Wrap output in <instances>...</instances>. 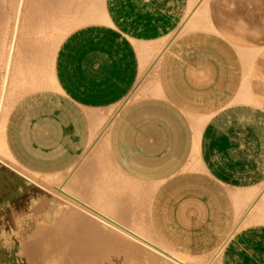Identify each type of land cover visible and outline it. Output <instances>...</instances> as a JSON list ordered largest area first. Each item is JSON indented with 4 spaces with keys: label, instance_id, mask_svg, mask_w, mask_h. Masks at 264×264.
Instances as JSON below:
<instances>
[{
    "label": "crops",
    "instance_id": "0c3cea01",
    "mask_svg": "<svg viewBox=\"0 0 264 264\" xmlns=\"http://www.w3.org/2000/svg\"><path fill=\"white\" fill-rule=\"evenodd\" d=\"M187 4L103 0V20L60 41L53 84L10 109L6 149L32 173H79L93 188L78 174L71 183L86 184V199L101 182L104 190L123 186L120 192L106 187L108 198L100 191L103 209L113 211L112 197L116 213L125 210L121 219L127 214L134 228L172 253L209 258L217 252L214 264H264V54L248 71L235 43L222 34L182 30ZM87 150L103 158L90 159ZM108 160L115 169L110 161L103 165ZM96 194L89 200H99ZM132 199L143 207L135 209Z\"/></svg>",
    "mask_w": 264,
    "mask_h": 264
},
{
    "label": "bare ground",
    "instance_id": "6f19581e",
    "mask_svg": "<svg viewBox=\"0 0 264 264\" xmlns=\"http://www.w3.org/2000/svg\"><path fill=\"white\" fill-rule=\"evenodd\" d=\"M188 2H189V5L187 4L188 9H184V10H188V12L185 11V14L186 13L187 14H186V17L184 15L185 20L181 24L182 30H206V31H213L218 34H222L223 36H225L226 38L230 39L231 41L235 43V45L237 46V49L243 55L245 66L247 70L249 71L251 68L252 62H254L255 57L257 55L264 54V0H187V3ZM226 4H228L231 7V10L234 11L233 14L236 15V18L238 21L237 28H230V26L227 25L226 22L224 21L225 19L223 18V14H221L217 10L218 7H222V5H226ZM103 11H104L103 10V0H0V70L3 71V78H2L3 81L0 80V82L2 81L1 87H0V152L2 151V153L0 154L3 157H4V153H6L5 151L3 152L4 147H6V145L4 146L5 144V141H4L5 121H6L7 115L10 109L12 108V106L17 102L18 98H21L24 95L33 93L35 91L46 89L51 84H53V71H52L53 59H54L55 51L60 41L62 40V38L68 32L72 31L73 29L79 26H82L88 23L99 22L103 20L104 18ZM10 30H11V33H10ZM9 33L11 35L10 36L11 38L8 37L10 41L7 42L5 39ZM174 33H176V30ZM115 112L116 111H114L113 114ZM196 123H197L196 126L198 127V121ZM103 126L104 125H102L101 127ZM107 126L108 125H106L105 127ZM99 130L97 131L99 132ZM97 134L98 133H96L95 135ZM92 135L96 137L94 134ZM98 138L99 139L97 140L100 141L101 137H98ZM105 141L102 143L101 142H97V143L102 145L103 143H105ZM105 145L106 144H104L103 146L105 147ZM99 147L101 148V146H98V148ZM107 150H108V147H107ZM198 150L195 153H197ZM102 151L103 152L105 151L104 148ZM82 153H84V151ZM87 153L89 154L90 157H93L91 153H89V151ZM99 153H101V150ZM106 153L110 154L109 151L108 152L105 151V153L103 154L104 157L106 155L108 156V154ZM6 155L7 153L5 154V156ZM103 155L101 158H103ZM2 156L0 158H3ZM100 156L97 158H100ZM6 157L9 158V154ZM95 157L90 158V159H94ZM188 158H192V156ZM78 161L80 160H77L76 164ZM95 161H98V160H95ZM109 161L110 160L105 162L103 165L105 166L110 163L112 165L114 163L111 161L110 163H108ZM99 162L100 164L102 163V161H99ZM188 163L190 164L189 159H188ZM4 164H7V163H4ZM86 164H89V163H86ZM93 165L94 167L92 166V168L95 169V167L97 166H95L94 163ZM9 167L11 168L13 166H9ZM83 167L84 166H82V168ZM113 167L114 169L116 168L114 164H113ZM71 169L69 168V170ZM79 169L81 173L82 170L81 168ZM117 169L116 171L119 170ZM76 170L77 169L75 167L74 172ZM88 171L90 172L88 173ZM93 171L91 170V168L87 169L88 174L92 172L91 174L95 175L96 173L95 172L93 173ZM100 171H103V170H100ZM6 172L7 171L4 168H2V172H0V201L11 198L13 195V189L16 186L21 185V189L23 191L22 194L24 195V199L32 198V195H34L35 193L36 196L39 195L37 198H35V201L38 200L37 202L44 203L47 205V210L43 213L41 221L39 222L37 221L38 219L37 220L34 219L35 221H37V223L35 224L33 222L35 224V227H34L32 234H30L28 238L25 239L24 243L22 242V245L21 243L19 245V246H23V250H24L23 262L16 263V260L11 261V258H10L8 260H10L11 262H8V263H11V264H214L215 263L214 255L217 252L213 254L212 256H210L209 258L208 256L207 258H203V257L202 258H196V257L195 258H192V257L184 258L175 253L168 251L167 249H164V247L162 248L156 245L154 242H156L157 239L156 241L152 242L150 240V237L146 238L139 231L140 229L137 230L136 228H134V225L131 224V222L127 220L128 218L124 219V217L127 216L126 213L123 212V214L124 215L126 214V215L122 219L119 217L121 215V214L119 215L121 208L119 210V213H116V211L118 212L117 209L119 205L115 202V200H113L112 197H111L112 201L110 199V202L108 205L111 207V209H113V211L111 212V210H109V212H107L106 210H104L108 206L105 207L106 204H104L105 208L103 209L101 200L103 199V197L105 198V196L108 195L107 191L108 189L111 188L110 187L111 185L107 186L106 185L107 183H105L106 187H108V189H106L105 187L106 191L104 190V188H102V182L99 183L101 180L98 182V180L102 177L101 176L102 173L99 174L100 178L96 174L99 179H97L94 176L95 177L94 180H96L99 183V185L101 184V187L100 186L97 187V184H96V186H94L96 188L94 189L98 191L93 193L92 194L93 196L89 194V198L91 196H92L91 198H94L95 194L98 192V194H96L97 195L96 197H99V200L95 199L91 201L89 200V198L86 199L85 197L86 194L88 195V192L86 191L87 192L86 193L84 191L86 190V186L91 187V184L89 183L91 182L90 180L87 182L88 184L86 183L87 181V178H85L86 173L83 174L84 175L83 177L86 180H83V179L81 180L80 179L81 175L79 173H75L74 175V173L70 171L68 175L66 176L68 178L63 184L59 183V185H56L57 184L56 183L55 185H53V183L57 182L58 179L61 180L63 177L54 176V174L53 175L50 174V177L48 176L46 178L47 175L45 176L42 175L43 178L45 177V179L41 180L40 178L41 181H36L35 179H38L39 177L37 176L38 174L37 175L35 174L37 178L34 179L35 176H33L32 178L34 179V181H32L33 179L31 178V181H29L30 183L26 182L22 184L14 180L10 176V174ZM17 172H19V170ZM103 172H104L103 174H105V172L107 171L104 170ZM114 173H115V170H114ZM76 175L80 181H85L87 185L85 184L86 185L85 186L82 183H81L82 185L81 184L78 185L80 182L78 184L71 183L73 182L75 178L73 180L70 178H73V176L75 177ZM24 176L26 175H23V177ZM105 176L103 177L105 178ZM66 177H64L63 179H65ZM121 177L126 178L125 174L124 176L121 175ZM121 177L117 176L118 179ZM106 179L108 178H105L104 181ZM121 179H124V178H121ZM127 179L124 181H127ZM129 179H128V183L130 182ZM133 181L134 179L131 180V183ZM118 182L120 181L118 180ZM75 183L77 182L75 181ZM109 184L111 183L109 182ZM116 184L117 186H119L117 182ZM120 187H123V186H119V188H115V189L114 187H112L111 190L113 189L114 191L113 190L112 191L115 192V190L118 189L117 191L120 192L119 191ZM134 187H135V184H134ZM89 190L91 189L89 188ZM102 190L105 191L103 197H102V193L100 192ZM249 190L250 189H248V191ZM36 191H39L40 194H36L37 193ZM77 191L79 192V194ZM80 191L82 192V194L80 193ZM130 191L126 192V194L127 193L129 194ZM134 191L136 190L134 189ZM123 192H122V195H123ZM89 193L91 192L89 191ZM110 193L113 195L116 194V193H112L111 191L109 192V194ZM134 193L136 194V192ZM49 194L58 195L59 200L64 201L65 203L60 202V204H58L56 201H54L53 197H50V198L48 197ZM83 194L85 195L83 196ZM131 196H130L129 201L131 200ZM119 197L116 196V199H118ZM106 198H108V196H106ZM126 198H124L123 200H125ZM105 200L106 199H104V201ZM137 201H139L138 198H137ZM134 203L135 202H133V199H132V205ZM134 205L136 207V204ZM138 207H140L141 209L143 206L141 207L139 205ZM138 207H136L135 209H137ZM253 207L254 206H252V208ZM255 207L254 209L257 208ZM106 209H110V208L108 207ZM127 210H130V209H127ZM132 212H134V210ZM241 212H243L244 214L245 210L244 211L241 210ZM5 214L6 213L4 212L0 213V222H6L4 221V219L6 220ZM128 217L130 220L131 216H128ZM237 217L240 218V216H237ZM138 226L139 225H137V227ZM235 227L236 226L232 228H235ZM237 229L238 228H236V230ZM0 231H1L0 235L2 237H5L7 242H9L8 240L12 238V235H11L12 230L9 229L5 224L4 228ZM18 242H21V241L18 240ZM223 242H222V245H223ZM126 247H127V250L128 248H132V247L138 250L136 256L129 255L128 251H124ZM219 247L221 246L219 245Z\"/></svg>",
    "mask_w": 264,
    "mask_h": 264
},
{
    "label": "rangeland",
    "instance_id": "374dc122",
    "mask_svg": "<svg viewBox=\"0 0 264 264\" xmlns=\"http://www.w3.org/2000/svg\"><path fill=\"white\" fill-rule=\"evenodd\" d=\"M217 10L221 14H223V18L225 19L224 21L226 22L227 25L230 26V28H237L238 27V21H237L236 15L233 14L234 11L231 10V7L228 4L222 5V7H218ZM10 33H11V30H10ZM10 33L6 36V39L5 40L7 42L10 41L9 40V38H11L10 37L11 36ZM2 78H3V71L0 70V80L3 81ZM2 81L0 82V87H1ZM19 99L20 98H18L17 101ZM4 146H5V144H4ZM4 151L7 153L6 156H8L9 153H8L6 147H4L3 152ZM0 153H2V151ZM6 153H4V157L0 154L3 157V158H0V172H2V168L6 169V171L10 174V176L14 180H16V181H18V182H20L22 184L31 181V178L33 176H35L34 179L37 178V176L39 177L38 179H35L36 181H41V180L45 179V177L43 178V176H45V174H38L37 175L36 173H34V175H33L32 172H29L28 170H25L23 167H21L19 164H17L12 158H10L11 157L10 155H9V158L6 157L5 156ZM4 163H7V164H4ZM10 164H12V165H10ZM9 166H13V167L10 168ZM16 170L17 171L19 170V172H17ZM26 173H28V174H26ZM23 175H26V176L23 177ZM48 176L50 177V174L47 175L46 178ZM54 176L61 177L60 174H54ZM66 176H63L62 175L63 178L66 177ZM40 178H41V180H40ZM63 178L61 180L58 179L59 182L57 181V182L53 183V185H55L56 183H57L56 185H59V183L60 184H63L66 181L67 177L65 179H63ZM34 179L32 181H34ZM22 192L23 191L21 189V185H18V186H16L13 189V195H12L11 198L6 199V200H3V201H0V213H2V212L6 213L5 214L6 220L4 219V221H6V222H0V230H2L4 228L5 224H6V226L9 229L12 230V232H11L12 238H10L8 240L9 242H7V240H6L5 237H2L0 235V264H11V263H8V262H11L12 260L13 261L16 260V263H22L23 262V260H24V254H23L24 253V250H23V246H19V245H20V243L22 245V242L24 243L25 239H27L28 236L30 234H32V232L34 230V227H35V224L37 223V221H39V222L41 221V218L43 216V213L47 210V205L46 204L37 202L38 200L35 201V198H37L39 195L36 196L35 193H34V195H32V198L24 199V195L22 194ZM36 192H37L36 194H40L39 191H36ZM54 195L49 194L48 197L49 198L50 197H53L54 201H56L58 204H60V202L61 203H65L64 201H60L59 200V196L58 195H55V196ZM34 219L35 220L38 219V220L35 221ZM17 239L19 241H21V242H18ZM150 240L152 242L155 241L153 239H150ZM154 243L156 245H158V246H160V247L163 248V246H161L157 242H154ZM124 251H128L129 252V255H132V256H136V254L138 252V250H136L133 247L132 248H128V250H127V247H126V249ZM181 257H183V256H181ZM10 258H11V261L8 260ZM184 258H186V257H184Z\"/></svg>",
    "mask_w": 264,
    "mask_h": 264
}]
</instances>
